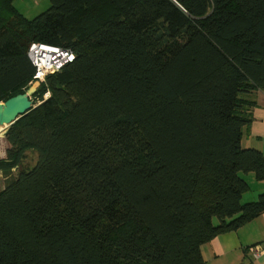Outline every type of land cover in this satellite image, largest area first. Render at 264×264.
Segmentation results:
<instances>
[{"label":"trees","instance_id":"1","mask_svg":"<svg viewBox=\"0 0 264 264\" xmlns=\"http://www.w3.org/2000/svg\"><path fill=\"white\" fill-rule=\"evenodd\" d=\"M174 1L48 0L27 20L0 0V103L33 81L31 44L75 55L5 131L0 264H203L204 244L264 212L240 176L264 180L241 147L264 0Z\"/></svg>","mask_w":264,"mask_h":264},{"label":"crops","instance_id":"2","mask_svg":"<svg viewBox=\"0 0 264 264\" xmlns=\"http://www.w3.org/2000/svg\"><path fill=\"white\" fill-rule=\"evenodd\" d=\"M255 103L251 110L252 120L244 127L242 149H255L264 156V93L255 91L245 96ZM248 185L242 197L244 203L254 202L264 192V180L256 181L252 173L240 174ZM259 248L261 255L252 257L251 249ZM203 264H264V212L236 231L216 236L201 249Z\"/></svg>","mask_w":264,"mask_h":264},{"label":"built area","instance_id":"3","mask_svg":"<svg viewBox=\"0 0 264 264\" xmlns=\"http://www.w3.org/2000/svg\"><path fill=\"white\" fill-rule=\"evenodd\" d=\"M170 1L179 7L174 0ZM179 8L184 11L181 7ZM28 58L35 68L33 79L38 80L39 84L40 82H44L45 78L48 76L54 75L67 64L72 63L75 59V55L69 49L43 44H32L28 50ZM47 96L45 95L44 97L46 98ZM250 251L254 260H257L261 255L257 247H253Z\"/></svg>","mask_w":264,"mask_h":264},{"label":"rangeland","instance_id":"4","mask_svg":"<svg viewBox=\"0 0 264 264\" xmlns=\"http://www.w3.org/2000/svg\"><path fill=\"white\" fill-rule=\"evenodd\" d=\"M12 7L18 13L23 15L24 18H26L27 20H33L34 18L41 15L42 13H44L48 9L49 2H48V0H13ZM30 46H29V48H30ZM27 57H28V52H27ZM38 82H39L38 80L33 79V81L28 85L26 93L28 91L37 92L40 89L41 85L44 83V82H42V83L40 82L38 84ZM47 95L48 94H46V96ZM31 97H32V95H31ZM5 149L3 150L2 153H0V158H3L5 156ZM13 149H14V147L12 146V152H13ZM12 152H11V155H12ZM11 155L9 156V158L11 157ZM25 158H26L25 163L27 164L28 168H32L36 164V161H37L36 155H34L32 153H27ZM5 185H6V180L2 176V174H0V191L5 188Z\"/></svg>","mask_w":264,"mask_h":264},{"label":"water","instance_id":"5","mask_svg":"<svg viewBox=\"0 0 264 264\" xmlns=\"http://www.w3.org/2000/svg\"><path fill=\"white\" fill-rule=\"evenodd\" d=\"M34 93L35 91H28L23 96H15L0 103V135H5V131L10 125L34 108L31 99V95Z\"/></svg>","mask_w":264,"mask_h":264},{"label":"bare ground","instance_id":"6","mask_svg":"<svg viewBox=\"0 0 264 264\" xmlns=\"http://www.w3.org/2000/svg\"><path fill=\"white\" fill-rule=\"evenodd\" d=\"M8 146V143L6 141L5 135H0V153L3 152V150ZM6 150V149H5Z\"/></svg>","mask_w":264,"mask_h":264}]
</instances>
